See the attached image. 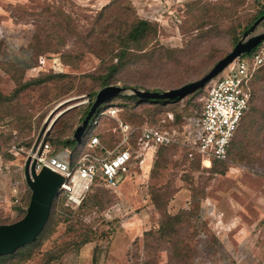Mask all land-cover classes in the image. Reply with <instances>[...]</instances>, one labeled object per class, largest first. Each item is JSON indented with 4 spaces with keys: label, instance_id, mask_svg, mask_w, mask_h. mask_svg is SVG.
I'll return each instance as SVG.
<instances>
[{
    "label": "rangeland",
    "instance_id": "1",
    "mask_svg": "<svg viewBox=\"0 0 264 264\" xmlns=\"http://www.w3.org/2000/svg\"><path fill=\"white\" fill-rule=\"evenodd\" d=\"M112 1L0 0V95L6 98L0 99V149L22 145L31 152L64 110L69 112L54 124L47 138H71L73 128L63 131L65 122L75 121L77 127L81 112L95 98L91 94L102 88L100 61L83 44L76 43V34L60 31L66 42L59 52L49 48L38 53L34 47V36L43 30L38 23L59 21L63 17L58 12L60 6L76 17L78 30L87 21H95L98 12L110 3L113 5L108 10H118V5L125 4L138 17L159 25L158 50L151 56L142 54L110 81L127 87L122 95H129L132 88L162 91L203 77L233 49L234 23L250 16L263 0H236L241 2L232 9V19L226 14H205L204 9L220 10L233 0ZM50 6L53 10L49 14L46 9ZM190 9L194 16L189 20ZM263 30L264 23L257 32ZM218 76L208 82V88ZM39 77L46 81L22 87ZM207 95L204 89L164 106L141 102L133 109L134 121L146 117L154 124L172 114L177 123L176 114H180L177 124L194 134ZM117 99L101 107L114 105ZM256 105H264V70L254 84L252 106ZM122 115L130 116V111L121 109ZM103 119L106 122L100 129L90 123L82 143L75 141L77 156L87 148L93 134L100 133V140H108L115 119ZM252 131L253 142L248 134L244 146L254 160L234 162L230 156L219 164V169L227 166L224 172L215 171L205 161L195 162L185 149L175 146L157 158L151 156L143 164L133 165L126 177L118 179L116 188L94 184L89 195L95 203L90 207L76 208L66 200H57L39 249L19 264H94L96 259L98 264H148L144 233L159 227L162 209L171 214L182 209L189 212L191 220L179 236L186 254L182 259L187 260L182 263L164 245L152 264H264V126L256 125ZM48 143L51 156L66 150L51 154L58 146L51 139ZM26 155L10 157L12 162L0 179V224L20 219L19 208L30 201L31 191L24 176ZM156 200L164 207L159 209ZM87 233H91V240L81 244Z\"/></svg>",
    "mask_w": 264,
    "mask_h": 264
},
{
    "label": "trees",
    "instance_id": "2",
    "mask_svg": "<svg viewBox=\"0 0 264 264\" xmlns=\"http://www.w3.org/2000/svg\"><path fill=\"white\" fill-rule=\"evenodd\" d=\"M240 2L241 1L233 0V3H230L229 7H222L220 8V10L206 8L204 9V12L206 11L208 14H210V12H213V14L218 15L219 17L226 14L229 18L232 19V15H234L232 9L234 8L235 5H237ZM112 5L113 3L105 5L101 9V11L98 12V14L96 15L97 18L95 21H92L93 19L87 21L86 24L82 25L85 27L79 30L77 28L79 27V25L76 23L77 21L75 19L76 17H74L69 12L67 13V10L64 9L62 6H60L58 12L61 11V15H63V17H61L59 21H56V23H54L51 20L50 21L47 20L46 22H40L41 24L38 23L37 26H39L43 30L38 32V35L34 36L33 39L34 47H36L38 53L44 52L46 50L49 51L50 50L49 48H51L53 51L59 52L62 50V47L66 42V40H64L65 34L68 33L72 35L76 34V39H75L76 43L78 41L81 44H83V46L87 49V51L94 53L100 61L98 64V70L101 74V76L99 77V80H101V86L104 87L106 85H109L110 81L115 78L116 74L124 66L138 61L139 59H141L142 54L149 53L151 56V53H154L160 47L157 40V35L159 33V25L157 23L138 17L136 13L135 14L134 12L132 13V9L130 7H124L125 4L118 5V10H114V8L108 10L109 7H111ZM46 10L50 14L53 8L50 6V8L48 7ZM191 12L192 10L190 9V12L187 15L189 20L191 19V17L194 16V12L192 13ZM206 12L205 14H207ZM263 14H264V0L262 1V3H259V7H257L250 16L243 18L244 22L234 21L235 23L231 31L232 43L234 44V46L241 38L244 31L248 29L254 23V21H256ZM48 28H54L56 30L52 32H48L47 31ZM60 31H65L64 36H60L63 35L62 34L63 32ZM203 36H206V33H204ZM263 45H264V41L260 43L255 50H253L252 52L246 55L253 54ZM263 70H264V64L260 66V68L257 70V72L255 73L252 79V83H251L252 94L249 101V109L244 114L236 130V133L232 139L231 145L229 147L228 159L230 160L229 157L231 156L234 162L254 160L251 155L247 154L248 152L246 151V147L244 146V139L249 134L251 138L250 141L253 142L254 132L252 131V128L256 125L257 126L259 125L260 128L264 126V105L252 106V102L254 100V84L259 79V76L260 74H262ZM45 81H46L45 77L31 79L30 81L23 84L22 87L37 86L43 84ZM205 87L199 88L195 92H201L205 89ZM153 91H157V90H153ZM91 95L96 96V92L92 93ZM115 98L120 99V100L117 99V101H115L114 103V105L120 107L119 108L120 111L122 109V112H124L125 108L128 111H130V116L122 115L120 116V118L123 121L136 125L137 124L148 125L150 124L149 122H151V121H147L148 118L146 117H144L141 122L134 121L135 115L134 113H132L133 109L138 108L141 102L164 106L169 103H174L180 99V98H177L175 100L159 99V98L145 99V98H140L135 94H129V95L119 94ZM0 99L6 101V98H4L2 95H0ZM91 105H92V101H90V104L87 105V107L81 112L78 118L79 122H82L83 119L86 117ZM157 111H159V109ZM68 112L67 111L64 112L58 118L55 124L59 120H61L62 117ZM94 118L95 116L91 119L90 122L91 124H93ZM179 118H180V114H176V119L178 122H179ZM105 122L106 119L102 118L98 125L99 126L98 129H100ZM114 122L116 124V121ZM75 125H76L75 121L67 120L65 122L63 131L65 129L69 130L73 128V132H74L76 129ZM109 132L110 134H108L109 135L108 140L103 141L101 139L100 141L103 146L110 148L113 147V145L119 141L120 136L118 135V133H114L112 131ZM239 132H240V136L237 137V134ZM97 135L100 137V133ZM50 139L52 140L53 143H55L58 146L57 148L53 147L51 154L58 153L62 149H69L71 151L72 161L77 157L75 141H73L70 137L66 139L65 138L62 139V137L58 136L55 138H47L46 141L49 142ZM82 141H83V137L82 140L79 142L82 143ZM170 147H175V145H160L157 148V152L155 154L156 158L160 153H163L165 149H168ZM10 157L13 158V155H11ZM228 159L218 160L216 158H212L211 159L212 169H214L217 172H224L227 169V166H224L222 169H219V164L225 163L224 161H228ZM194 160L195 162L197 161H199V163L202 162V158L199 157ZM155 162L157 165V161ZM99 183H103L106 185V182L101 177H97L96 180L94 181V184L96 185ZM94 184L92 185V187L95 186ZM91 189L87 192L81 203L82 208L90 207L95 203L94 198H92V196L89 195ZM57 200H65V197L58 196L54 200L53 206L55 205ZM155 203L159 209L164 207L161 206L160 203L157 202V200L155 201ZM28 204L29 203H27L23 208H19L20 212H22V217L26 213V207ZM161 212H162V219L159 223V227L156 230H149L144 233V239L146 242V246L148 248L147 250H145V254L149 257L148 264L153 263L157 252L161 250V248H163L162 246L164 245L167 246L165 247L166 249L168 248L169 250H171L173 257L181 259V262L184 263V261L187 259L186 258L182 259L183 257L186 256V254L183 251V246L181 244L179 236L184 230H186V225L191 220L189 217V212L185 209L180 210L176 214H171L165 209H162ZM52 218H53V212H51L50 218L44 230L37 237L35 241L28 243L23 247H20L14 253L0 256V264H19L21 261H24L25 259H30L32 257V254H34L35 250L39 249L41 236L45 232L47 226L50 224ZM91 236H92L91 233H87V235L83 237V239L81 240V244H85L89 242L92 238ZM48 256L52 257L53 254L50 253ZM94 264H98L97 259L94 261Z\"/></svg>",
    "mask_w": 264,
    "mask_h": 264
},
{
    "label": "built area",
    "instance_id": "3",
    "mask_svg": "<svg viewBox=\"0 0 264 264\" xmlns=\"http://www.w3.org/2000/svg\"><path fill=\"white\" fill-rule=\"evenodd\" d=\"M263 64L264 45L251 55L236 58L224 68L212 86L208 88L206 85L208 95L194 134L175 123L172 114L155 124L135 125L123 121L119 116V107L111 105L99 109L93 125H99L105 116L115 119L116 124L111 130L120 138L113 147L103 146L99 136L93 134L87 148L72 161L69 149L51 156L47 141L43 145L40 142L31 152H26L23 146L14 145L0 149V179L12 162L8 153L13 156L26 153V159L29 156L36 159L37 172L48 166L64 177L59 196L65 197L68 205L77 208L97 177H101L106 186L116 188L118 179L129 173L133 160L143 164L160 145L185 149L192 160L198 157L227 160L232 139L249 109L252 79ZM170 120L171 123H168Z\"/></svg>",
    "mask_w": 264,
    "mask_h": 264
},
{
    "label": "water",
    "instance_id": "4",
    "mask_svg": "<svg viewBox=\"0 0 264 264\" xmlns=\"http://www.w3.org/2000/svg\"><path fill=\"white\" fill-rule=\"evenodd\" d=\"M264 21V14L261 15L254 23L244 31L239 41L233 49L219 59L212 69L198 80L185 83L179 87L170 88L162 91L133 89V94L140 98L151 99H169L175 100L183 98L194 93L199 88H203L214 77L218 76L224 68L233 62L236 58L242 57L253 50L264 41V30L257 32L258 27ZM127 87L109 84L102 87L92 101V105L83 119L76 127L71 139L81 141L82 137L90 126L91 119L96 115L101 106L119 94H122ZM68 110V109H67ZM61 111L51 122L46 137L41 140L42 145L47 140V135L52 129L58 118L65 112ZM38 141L37 145L41 142ZM24 176L27 185L31 191V197L26 209L25 215L11 223L0 224V256L14 253L20 247L31 243L42 233L50 218L54 200L59 196V189L63 183L64 177L57 171L48 166H43L40 171H36V159L29 156L24 165Z\"/></svg>",
    "mask_w": 264,
    "mask_h": 264
},
{
    "label": "crops",
    "instance_id": "5",
    "mask_svg": "<svg viewBox=\"0 0 264 264\" xmlns=\"http://www.w3.org/2000/svg\"><path fill=\"white\" fill-rule=\"evenodd\" d=\"M116 106H117V105H116ZM125 122H126V121H125ZM156 152H157V150H156L154 153L152 152V154L150 153V154L147 156L146 160H148L149 157H151V156H152V158H153V157L155 156ZM199 158H200V157H199ZM146 160H145V161H146ZM145 161H144V162H145ZM204 161L207 162L208 165H209V164H210V165L212 164V163H211V159H202V162H204ZM133 165H139L138 161H134V160L132 161V163H131V165H130V171H131V169L133 168ZM130 171H129V173H130ZM129 173H128V174H129ZM128 174H126L124 177H126ZM118 185H119V184H118ZM117 187H118V186H117Z\"/></svg>",
    "mask_w": 264,
    "mask_h": 264
},
{
    "label": "bare ground",
    "instance_id": "6",
    "mask_svg": "<svg viewBox=\"0 0 264 264\" xmlns=\"http://www.w3.org/2000/svg\"><path fill=\"white\" fill-rule=\"evenodd\" d=\"M208 165V164H207Z\"/></svg>",
    "mask_w": 264,
    "mask_h": 264
}]
</instances>
